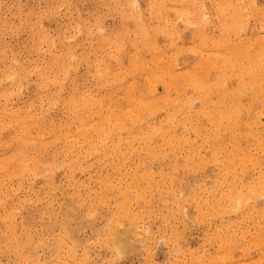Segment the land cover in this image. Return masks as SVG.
<instances>
[{"label": "rangeland", "instance_id": "rangeland-1", "mask_svg": "<svg viewBox=\"0 0 264 264\" xmlns=\"http://www.w3.org/2000/svg\"><path fill=\"white\" fill-rule=\"evenodd\" d=\"M263 51L264 0H0V264H264Z\"/></svg>", "mask_w": 264, "mask_h": 264}, {"label": "bare ground", "instance_id": "bare-ground-1", "mask_svg": "<svg viewBox=\"0 0 264 264\" xmlns=\"http://www.w3.org/2000/svg\"><path fill=\"white\" fill-rule=\"evenodd\" d=\"M221 17H222V23L224 24V25H226V26H229V24H228V22H227V20L225 19V16H224V14L223 13H221ZM130 18V17H129ZM227 18V17H226ZM236 17L234 16V19L233 20H236L235 19ZM230 27H231V25H230ZM233 27V26H232ZM231 27V28H232ZM141 33L142 34H144L145 33V29H143V28H141ZM143 39V42H145V37H143L142 38ZM120 43V42H119ZM148 43V42H147ZM146 44V43H145ZM237 44V43H236ZM240 45V44H239ZM248 47H250V46H248ZM252 47V46H251ZM250 52H251V50H250ZM254 52V51H253ZM264 52V51H263ZM241 53L242 52H240L239 51V49H238V47H236V48H233V54H234V56L236 57V58H238V60H239V58L241 57ZM257 54H258V52H256ZM121 54H123V53H121ZM232 54V55H233ZM229 56H231V55H229ZM233 56V57H234ZM245 56V55H244ZM232 57V58H233ZM248 57V56H247ZM235 58V59H236ZM241 59H243V58H241ZM249 59V58H248ZM258 59V58H257ZM216 60V59H215ZM233 60V59H232ZM226 61V60H225ZM244 61H246L245 59H244ZM253 60H251V62H252ZM212 62V61H211ZM226 62H228V61H226ZM203 64H205L204 65V70H206L207 69V67L208 66H210V64L208 63V62H202ZM248 63V62H247ZM214 64V63H213ZM217 64V63H216ZM218 65V64H217ZM219 65H223V64H219ZM226 65V64H225ZM236 66H237V64H236ZM249 66V65H248ZM258 66V65H257ZM257 66H254V69L257 67ZM216 67V66H215ZM222 67V66H221ZM227 67V66H226ZM264 67V66H263ZM219 68H220V66H219ZM218 68V69H219ZM223 68H224V66H223ZM249 68V67H248ZM216 69V68H215ZM254 69L253 70H251V69H244V68H241L240 69V72H239V74H237V76H239V75H242V74H245V75H247V76H249L251 79H252V82H253V84L255 85V86H257V87H260L256 92H255V90L256 89H254V92H255V95H254V99L257 101V99H260V97H263L264 96V72H261L262 70L260 69V67L258 66V68L257 69H260L259 71H254ZM264 69V68H263ZM224 71V70H223ZM195 72L196 71H191L190 73H187L185 76H186V78H184L182 75H179V76H176L175 75V73H174V71L172 70V69H167L165 72H164V76H163V78L165 79L167 76L168 77H172V78H174L175 80H178V84H180L181 86H183V84L185 83V84H191V83H193L194 85L197 83H199V82H201V87H202V83H204V86H205V82L203 81V80H201V81H198V80H194V77L193 76H195ZM217 72V71H216ZM200 73V72H199ZM234 73V72H233ZM232 73V74H233ZM217 75H220V73H218ZM158 76H160V74L158 75ZM247 76H245V78L247 77ZM198 77V76H197ZM196 77V78H197ZM201 78V77H200ZM171 79V78H170ZM220 79V78H219ZM218 83H221V81H218ZM246 83V82H245ZM239 84H241V83H239ZM194 85H192V86H194ZM199 85V84H198ZM197 85V86H198ZM253 85V87H255ZM151 86V85H150ZM149 86V89H148V91L150 92L151 91V96L153 97V98H157L156 96H154V95H152V93H153V90L151 89V87ZM190 86V85H189ZM220 86V85H219ZM191 87V86H190ZM216 87V86H215ZM228 88V87H227ZM206 89H207V87H206ZM212 89V88H211ZM178 91H179V89H178ZM197 92V91H196ZM196 94V93H195ZM199 96H200V92L199 93H197ZM230 94V93H229ZM235 94V93H234ZM212 95V94H211ZM205 96V95H204ZM207 96V95H206ZM141 97V96H140ZM201 97V96H200ZM259 97V98H258ZM204 99V98H203ZM229 101V100H228ZM228 101H227V104H228ZM230 108H228V110H227V112L225 111H221V110H219V112H218V116H219V118L221 119L222 118V120H223V117H227V118H231L232 116L234 117V119H235V122H237L238 120L236 119L239 115H240V113H239V111H238V109H236L237 108V106H239V102H238V99H237V97H231V102H230ZM136 106H137V108H138V110L136 111L137 113H139V115H141L140 114V112H141V109L143 108V107H145V106H147V103L146 102H138L137 104H136ZM223 106V105H222ZM225 107H227V105L225 106ZM148 110V109H147ZM224 110V109H223ZM226 110V109H225ZM146 111V110H145ZM223 112H224V116H223ZM16 115V114H15ZM123 115V114H122ZM132 116V115H131ZM106 117V116H105ZM118 119V118H117ZM128 119V118H127ZM233 121V120H232ZM27 122V121H26ZM223 122V121H222ZM119 123V122H118ZM124 122H122L121 124H123ZM127 123H129V122H126L125 123V127L127 126ZM1 124V123H0ZM34 126V125H33ZM112 126V125H111ZM122 127V126H121ZM234 127V126H233ZM2 129V128H1ZM39 134H41V133H39ZM38 134V135H39ZM219 134V133H218ZM21 135V134H20ZM42 135V134H41ZM102 135V134H101ZM43 141V140H42ZM32 143V142H31ZM9 144V143H8ZM122 149V148H121ZM156 150V149H155ZM19 151V150H18ZM16 153V152H15ZM21 153V152H20ZM157 153V152H156ZM23 156H24V154H23ZM22 156V157H23ZM17 157V156H16ZM8 159V158H7ZM25 160V159H24ZM20 161V160H19ZM21 161H22V159H21ZM24 162V161H23ZM8 164V163H7ZM14 164H16L15 162H14ZM25 164V163H24ZM28 164V163H27ZM3 165H5L4 163H3ZM16 167V166H15ZM30 167V166H29ZM10 168V167H9ZM17 168H19V167H17ZM29 169V168H28ZM27 169V170H28ZM8 170V169H7ZM26 173V172H25ZM240 193H242V192H239V193H236L235 195H238V196H236L235 198L238 200V201H242V197H244L242 194H240ZM245 198V197H244ZM238 209V208H237ZM127 230H116V236H115V244L117 245V247H118V249H122V251H123V247L124 246H126V244H127V240H126V234H127Z\"/></svg>", "mask_w": 264, "mask_h": 264}]
</instances>
